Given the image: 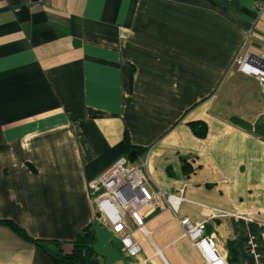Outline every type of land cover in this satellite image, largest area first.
<instances>
[{
  "label": "crops",
  "instance_id": "1",
  "mask_svg": "<svg viewBox=\"0 0 264 264\" xmlns=\"http://www.w3.org/2000/svg\"><path fill=\"white\" fill-rule=\"evenodd\" d=\"M255 2L0 0V219L64 252L90 225L99 264H204L164 200L135 257L98 218L87 183L127 156L230 264H264V93L231 65L245 32L264 51ZM0 264L51 260L0 225Z\"/></svg>",
  "mask_w": 264,
  "mask_h": 264
},
{
  "label": "built area",
  "instance_id": "2",
  "mask_svg": "<svg viewBox=\"0 0 264 264\" xmlns=\"http://www.w3.org/2000/svg\"><path fill=\"white\" fill-rule=\"evenodd\" d=\"M32 4H40L43 0H30ZM264 7V0H256L255 10ZM248 32L244 33L241 45L237 49L232 67L246 76L254 78L264 93V51L248 42ZM98 218L111 226L113 233L121 234L119 241L121 250L135 257L140 251L139 244L132 236L131 224L144 231V212L154 207L159 200H164L187 236L198 250L204 264H230L226 249L217 244L212 235H203L205 219L193 221L188 217H178L180 192L169 193L161 188L153 190L138 164L129 157L118 158L106 170L87 183ZM249 246L254 253L255 244L250 238Z\"/></svg>",
  "mask_w": 264,
  "mask_h": 264
},
{
  "label": "trees",
  "instance_id": "3",
  "mask_svg": "<svg viewBox=\"0 0 264 264\" xmlns=\"http://www.w3.org/2000/svg\"><path fill=\"white\" fill-rule=\"evenodd\" d=\"M193 133L202 138L206 134V125L202 121H193L188 123ZM136 153L137 150H132ZM132 157V156H131ZM132 159V158H130ZM0 225L11 229L21 239L40 247L50 258L51 264H99L93 249L94 233L90 225H87L70 242L69 252H64L61 242L40 241L30 238L24 229L9 219H0ZM48 246L55 248V251H49Z\"/></svg>",
  "mask_w": 264,
  "mask_h": 264
},
{
  "label": "water",
  "instance_id": "4",
  "mask_svg": "<svg viewBox=\"0 0 264 264\" xmlns=\"http://www.w3.org/2000/svg\"><path fill=\"white\" fill-rule=\"evenodd\" d=\"M131 153H133V152H131Z\"/></svg>",
  "mask_w": 264,
  "mask_h": 264
}]
</instances>
